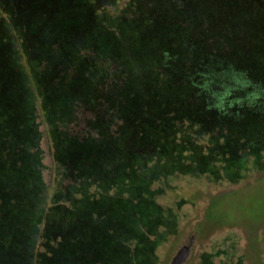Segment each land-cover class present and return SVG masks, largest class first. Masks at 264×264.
<instances>
[{
    "label": "trees",
    "instance_id": "16d2710c",
    "mask_svg": "<svg viewBox=\"0 0 264 264\" xmlns=\"http://www.w3.org/2000/svg\"><path fill=\"white\" fill-rule=\"evenodd\" d=\"M56 1V4L50 5V0H0V264H136V260L142 264L141 258L144 264H148L146 259L155 258L157 246L161 243L159 239L154 242L150 237L157 232L152 226H166L171 232L177 223L176 217L171 214L156 215L154 212L141 218L134 209L127 210L118 205L117 208L107 207L102 195V200L92 195L85 197L84 211L78 215L68 214L65 211L68 208L63 203L55 204L52 212L44 213L47 187L44 188L38 178L44 152L40 148V123L36 122L41 116L34 111L33 105L36 106V101L41 99L39 106L42 104L43 108L45 102H42V97L32 101L28 99L30 84L23 59L30 63L29 70L38 90L44 88L48 95L61 93L67 96L61 115L64 125L68 115L81 103L95 106L101 97L100 86L103 87L105 76L99 78L95 95L87 94L89 87L84 81L88 74L84 62L88 61L87 50L97 49L98 55L99 51L103 54L114 51L113 48L104 51L97 43L101 30L98 23L103 22L104 17L99 15L95 0ZM24 2H29L30 11L33 10L27 16L22 15ZM142 4L143 0H133L129 4L130 9L117 16L118 22L122 23L126 18L132 21L142 19L149 24L143 28L147 34L169 44L167 48L163 47L165 56L158 65L164 63L167 56L169 63L183 58L184 71H187L189 62L192 67L203 69L204 65H209L213 70L221 62L222 67L232 66L238 70L252 67L259 76H264V0H170L169 7L154 10L159 15L151 16V20L147 18L149 12H145L146 7ZM102 24L104 28L105 24ZM109 33L116 34L113 30ZM86 38L93 41L84 42ZM75 59L84 65L85 71L81 70L82 67L77 70L73 62ZM55 61L69 65L71 61L72 70L64 69L56 74L52 69ZM184 75V84H187L190 79L186 72ZM176 88L173 84L171 93L186 100L191 97L189 93L195 91L189 84L184 90L186 92ZM62 89L64 92H61ZM46 99L48 107L59 102ZM176 104L172 105L173 109L178 108ZM111 107L114 105L111 104ZM259 108H246L239 116L229 114V120L224 121L222 127L218 124V131L210 137V141L216 143L211 147L217 159L232 160L262 150L263 140H259V135L264 132L263 105ZM184 109L187 110V107ZM166 120L169 119L166 117L163 121ZM172 120L163 128L178 127L174 134L176 141L189 144L188 140L182 139L185 132L191 129L185 123L189 120L188 115L183 112ZM134 127L138 133L136 144L141 145L143 141L147 143L145 146L154 147V153L149 150L147 156L129 155L123 140L112 134H108V141L105 137L96 143L101 137L96 139L90 135L81 142L69 139L62 131L58 140L61 153L58 155L55 151L54 156L60 161V166H71L69 174L75 185L68 188L65 200L58 201L74 203L79 200L77 198L81 199L77 195L96 183L100 187L102 182L119 187L123 183L119 176H132L133 169L138 171L146 167L150 159L162 161L163 146L159 138L154 140L146 135L142 120ZM159 128L162 129L161 125ZM63 138L66 142L62 141ZM220 140L225 141L224 144ZM117 148L121 151L120 155L115 153ZM60 155L68 159V164ZM109 155H112L111 163L103 164L102 157ZM139 157L140 161L135 163ZM188 157L187 160L190 159ZM121 161L123 169L119 165ZM108 166L112 168L110 172L105 170V167L109 169ZM90 167L95 169L92 174H87ZM25 177L28 178L26 184ZM92 178L95 180L91 181ZM125 183H128L131 194L141 195L144 190L140 185L133 186L129 180ZM36 185L39 189L32 192L35 196L32 197L31 190L26 188L34 189ZM108 190L104 189L105 194ZM117 194L115 192L114 197L122 200L121 193L120 196ZM72 208L77 209L76 206ZM30 219L39 220L34 222ZM148 247L150 251H147Z\"/></svg>",
    "mask_w": 264,
    "mask_h": 264
},
{
    "label": "rangeland",
    "instance_id": "374dc122",
    "mask_svg": "<svg viewBox=\"0 0 264 264\" xmlns=\"http://www.w3.org/2000/svg\"><path fill=\"white\" fill-rule=\"evenodd\" d=\"M132 1L95 0L99 15L104 17V21L98 23L101 30L95 23L100 30L97 43L100 48H104V51L109 48H113L114 51L110 54H103L99 51L98 55L97 49L95 51L87 50L88 61L84 62L88 74L84 81L89 87L87 94L95 95L99 78L101 76L112 77L109 74L111 72H108V67L109 63L112 66L115 64L113 77L119 82L122 91V100L118 103V111L122 110L121 115L125 114L135 118L142 110V105L143 109H148L149 117H152V120L149 122L146 117L145 121L142 120V126L145 127L148 137L154 140L159 138L162 143L163 151L160 155L162 161H158L157 158L150 159L146 167L139 168L140 172L133 169L132 176H127L128 178L119 176V180L123 182L119 187L108 185L107 182H102L100 187L96 183L89 185V189L87 188L82 194L77 195L81 196L82 200L77 198L79 200L74 203L58 201V199L65 200L64 194L68 188L75 185L69 174L71 166H60V161H57L54 156L55 151L58 155L61 153L58 140L61 139L62 131L69 139L74 135L86 134L85 131H88V135L94 136L93 129L96 128L91 127L88 112H97L100 101L95 106L85 102L81 103L72 114L68 115V119L63 125L64 117L61 115L64 112L63 102L67 96L61 93L48 95L46 94L47 89L44 88H41L42 92L38 90L36 80L33 81V75L29 70L30 63L24 58L23 61L26 62L24 68L28 74L27 81L30 84L28 99L32 101L34 98L42 97V102H45L47 106L44 105L43 108L42 104L39 106L41 99L39 102L36 101V106L33 105L34 111L41 116L36 122L40 123V148L44 152L40 166L41 172L38 175L44 188L47 187L46 211L44 213L52 212V206L63 203L62 205L68 208L65 210L68 214L78 215L84 211L83 199L85 197L92 195L100 197L99 200H102V196H104L103 202L107 207L117 208L118 205L120 208H127V210L134 209L141 218L151 213H157L156 215L171 214L172 217H176L177 225L173 226L174 229L171 232L166 226L161 228L152 226L157 232L150 234V237L154 242L159 239L161 243L157 246L155 258L146 259L148 264H172L177 253L183 247L189 246L192 240L193 245L185 264H264V132L259 135V140H263V148L259 153H250L242 158L238 157L232 160H230L231 158L217 159V154L211 147L216 143L210 141L211 135L218 131V124L221 125L224 121L229 120L227 119L229 114H238L239 116L244 113L246 108L257 110L261 108H259L260 105H263L264 108V98L258 97V95L262 96V91L264 93V76H259L252 67L247 70L243 67L239 70L232 66L221 67L223 73L225 72L230 77V83H228L229 87L225 89L223 82L218 83L216 79H212L214 90L220 89L218 88L220 86L223 87L221 92L217 93V95L223 94L221 97L223 100L218 108L216 104L212 105L215 109L206 107L205 101L197 104L194 98L187 97L186 100L179 97L177 93V96H174L167 82L168 76L157 70L158 63L165 56L163 47L167 48L169 44L147 34L143 28L148 27L149 24L143 22L142 19L132 21L126 18L122 23L118 22L117 16H121L122 12L130 9L129 4ZM168 2L170 0H143L142 6L146 7L145 12H149L147 18L151 20V16L159 15V12L156 13L154 10L169 7L167 6ZM56 3V0H50V5ZM23 6L25 8L22 15L27 16L33 11H30L31 4L29 2H24ZM102 23L105 24L104 28ZM112 30L116 34L111 35L109 31L112 33ZM87 40L89 43L93 41L91 38H86L84 42ZM181 59L179 62L170 61L174 72L180 71L183 66L185 60ZM59 61L52 63L54 64L52 69L56 74L63 72L64 69L72 70L73 65H70L73 60L69 61L70 65ZM73 62L77 65L78 71L81 67V70L85 71L84 65L79 60L75 59ZM192 68L189 62L187 71H184L187 76L192 73ZM196 69L197 67L194 69V75H197ZM216 70H218L217 67ZM201 71L210 75L214 73L209 65H204ZM180 75L182 74L174 76L173 84L177 86L176 89L181 88L180 90L184 91L188 84H184L185 82L182 85L177 84ZM206 80H208L207 75ZM100 87L102 91L103 87ZM61 92H64V89ZM192 93L189 94L192 95ZM69 96L72 94L69 93ZM46 98L52 101L59 100V102L48 107ZM174 102L177 103L175 107L178 106V108L173 109ZM185 107L187 110L184 109ZM165 111L169 114H166ZM183 112L188 115L189 120H186L185 123L191 129L188 133L185 132L182 139L188 140L189 144L176 141L174 134L178 127L175 129L163 128L170 125L173 122L172 119L180 117ZM98 113H101L100 110ZM113 114L117 115V113ZM166 117L169 120L164 122ZM81 125H83V129H81ZM86 125L91 129L87 130ZM159 125L162 129L159 128ZM262 125H264L263 121ZM235 127L237 128L236 124ZM79 129L81 130L79 131ZM107 136L108 134L102 135L96 143L103 141ZM196 138H199V142ZM109 139L110 137H107L106 141ZM62 141L66 142L64 138ZM220 141L222 144L225 142ZM200 142L203 144L202 146ZM140 144L145 147L147 143L142 141ZM115 153L120 155L121 151L117 148ZM61 155L63 162L68 164V159ZM111 156H103L102 163L110 164ZM186 156H189L190 159L187 160ZM139 161L140 157L136 158L135 163ZM122 163L121 161L119 165L123 169ZM108 167L109 169L105 167V170L110 172L112 168ZM93 169L95 168H88L87 171L90 173L87 174H92ZM27 177L24 178V180L26 179L25 184L28 180ZM94 180L92 178L91 181ZM127 180L132 182L133 186L140 185L141 189L144 187L141 195L131 194L128 191V183H125ZM106 186L109 189L107 194L104 191V189L107 190L104 188ZM26 189L31 190L30 195L32 196V192L37 191L39 185H36L34 189L29 186ZM117 191L121 193L122 200L120 201L114 197ZM119 193L118 196H120ZM75 206L77 209L74 210L72 207L75 208ZM30 220L38 222L39 219ZM146 244L149 245L148 242ZM149 247L147 251H150ZM40 250L43 251L42 248ZM140 260L142 264L145 263L143 258ZM135 262L138 264L137 260Z\"/></svg>",
    "mask_w": 264,
    "mask_h": 264
},
{
    "label": "flooded vegetation",
    "instance_id": "af4514ba",
    "mask_svg": "<svg viewBox=\"0 0 264 264\" xmlns=\"http://www.w3.org/2000/svg\"><path fill=\"white\" fill-rule=\"evenodd\" d=\"M165 62L164 63H160L157 66V70H159V72H161V74H166L168 76V84H169V88H171L173 86V78L174 76L176 77L178 74H182L179 77V80L177 82V84L182 85V83H184L185 81V75H184V68L183 66L181 67L180 71H175L173 70V68L171 67V64L169 63V59L166 57H164ZM203 64L201 63V66ZM218 66V70H214V73H212V75L210 74H204L202 70V68H197L196 69V74L194 75V69L195 67L192 68V73L189 74V81L187 82V84H189V86H192L195 91L194 93H192L191 98H194V101L198 103L205 101V105L208 108H214L212 105L216 104L217 108L218 106L221 104L222 102V93H219L217 95L218 92H221V90L223 89L222 86L218 87L220 89H213V82L212 79H216V81L218 83H222L225 85V89L228 88V83L230 80V77H228V74L226 75L225 72L223 73V70H221V62H219L217 64ZM115 64L112 66L109 63V69L108 72L110 75H112V77H106L105 76V82L102 88V92H101V97L98 98L97 102L100 101V105L98 106L99 110H100V114L98 113L99 110L97 109V112L95 111H89L88 112V116H90V124L91 127H95L96 129H93L94 131V138L99 139L100 137H102V135L104 136V134H112L118 138H121L124 142V144L126 145V150L127 153L129 155H143V156H147L148 155V151L150 150L151 153L155 152L154 147H150L149 145L147 146H141V145H137V128L135 129L134 125H139L141 120L145 121V118L148 117V121L150 122L152 120V117H149L148 114V109L145 110L143 109V105H142V110L139 111V114L137 117L132 118L129 116H126L125 114L121 115L122 110L118 111V103L121 102L122 100V91H121V87L119 86V82L113 77V72H115ZM206 75H207V79L206 80ZM224 77H226L227 79H225ZM223 78V79H221ZM210 79V80H209ZM203 80L207 81L204 82ZM206 84V85H205ZM261 90V89H260ZM263 90V89H262ZM261 90V91H262ZM212 93V94H211ZM262 96L258 95V97L260 98H264V93L262 91ZM96 101V100H95ZM111 104L114 105V107H111ZM93 104H91L92 106ZM215 106V105H214ZM94 109V108H92ZM117 109V110H116ZM215 109V108H214ZM167 111H165L166 113ZM113 113H117V115H114ZM99 114V115H98ZM169 114V113H166ZM134 120V121H132ZM116 123V124H115ZM120 123V124H119ZM83 125H81V129H83L82 127ZM87 126V130H90V126ZM127 127H129L127 129ZM79 129V131L81 130ZM108 131V132H107ZM86 134H80V136L78 135H74L72 138L73 139H79L81 142L86 138L89 137L90 134L88 135V131H85ZM80 133V132H79Z\"/></svg>",
    "mask_w": 264,
    "mask_h": 264
},
{
    "label": "water",
    "instance_id": "95a60500",
    "mask_svg": "<svg viewBox=\"0 0 264 264\" xmlns=\"http://www.w3.org/2000/svg\"><path fill=\"white\" fill-rule=\"evenodd\" d=\"M193 245V240L189 246L183 247L177 255L173 258L172 264H185L187 262V258L190 255L191 246Z\"/></svg>",
    "mask_w": 264,
    "mask_h": 264
}]
</instances>
